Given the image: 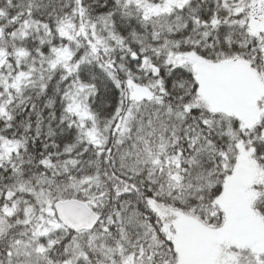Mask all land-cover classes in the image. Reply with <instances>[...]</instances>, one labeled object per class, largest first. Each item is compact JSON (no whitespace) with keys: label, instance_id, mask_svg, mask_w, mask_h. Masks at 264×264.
<instances>
[{"label":"snow or ice","instance_id":"obj_1","mask_svg":"<svg viewBox=\"0 0 264 264\" xmlns=\"http://www.w3.org/2000/svg\"><path fill=\"white\" fill-rule=\"evenodd\" d=\"M0 264H264V0H0Z\"/></svg>","mask_w":264,"mask_h":264}]
</instances>
